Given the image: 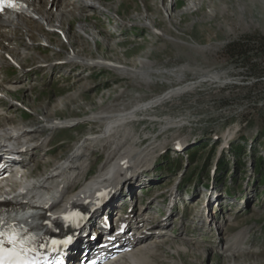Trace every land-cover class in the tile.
I'll list each match as a JSON object with an SVG mask.
<instances>
[{
	"label": "rangeland",
	"instance_id": "374dc122",
	"mask_svg": "<svg viewBox=\"0 0 264 264\" xmlns=\"http://www.w3.org/2000/svg\"><path fill=\"white\" fill-rule=\"evenodd\" d=\"M98 2L97 9L68 5L66 21L53 19L50 25L65 35L43 27L32 38L22 30L12 33L14 47L26 53L18 61L24 69L5 68L3 78L23 77L11 96H17L22 110L5 113V108L2 114L26 126L36 123L35 128L45 116L59 123L30 134L32 143L49 136L52 153L42 159L36 155L25 172L44 160L39 171L74 167L78 161L85 164L88 180L99 167L132 154L119 171L127 174L133 192L122 182H92L95 196L108 194L107 203L115 201L102 206L105 215L122 210L121 205L146 214L149 226L141 238L161 245L141 264H264V0ZM49 4V9L44 3L38 8L57 10L55 1ZM43 33L48 43L39 37ZM71 50L108 64H68ZM142 60L150 66L139 65ZM140 70H148L146 83L137 75ZM204 75L219 80L201 81ZM188 84L189 90L138 113L111 136L101 135L104 121L90 119L128 111ZM9 101L16 104L2 98L5 105ZM117 144L126 154L115 153ZM91 184L85 187L89 191ZM166 191L175 192L167 201L161 194ZM236 235L243 237V252L233 259L224 255L222 243ZM176 246L185 250L176 254Z\"/></svg>",
	"mask_w": 264,
	"mask_h": 264
},
{
	"label": "bare ground",
	"instance_id": "6f19581e",
	"mask_svg": "<svg viewBox=\"0 0 264 264\" xmlns=\"http://www.w3.org/2000/svg\"><path fill=\"white\" fill-rule=\"evenodd\" d=\"M18 1L24 6H26L27 11H25V13L8 12L7 14L6 13L2 14L0 17V73H1L0 74V153H1L0 165L2 163L3 164L7 163V165L12 164V165H16L17 167L18 166L23 167L24 169L21 172L18 170H14L12 168L10 169L8 168L6 169L3 167L0 168V209L6 207L11 208L20 205L21 203L23 204L41 203L40 210H43V203L45 206L47 205V209L44 210V215L41 216V226L44 227L45 231L41 235H35L36 242L33 245V247H40V245L43 244L45 241L54 237L55 233L57 232L61 233L63 231L65 234H67V231L65 230L66 226L63 225L64 223H66L64 217L69 216L70 218H73L76 212L78 211L82 212L86 219L85 224L79 229H76L73 225L69 226V224H67L68 226L67 230H70L72 232L75 231L76 238L74 240L73 245H71L69 248L64 250L65 255L62 258H58V259L65 261V264H83V262L87 258H90L96 255L97 253H99V251L95 249L98 245L101 246V244H97V243L102 242L103 240L102 233L108 231L106 222L101 221V223H97L99 224V226H96L97 224H94V222H92L91 219V215L92 217H94L93 215H95L97 209L101 208V211L98 212L99 214L104 212L103 211L104 208H102V206L100 208L96 207L97 202H101V204L103 202L101 201L102 198H99V195L95 196L94 193H96L98 189L95 188L96 185L92 182V180H94L95 178H97L100 181L107 179L106 181L114 186L116 185L114 184L115 182L117 183L122 182V185L125 184V186H127L128 191L133 192L135 190V187L131 186L130 182L126 183L125 177L127 176V174L124 171L123 172L119 171L120 165H122L126 159L132 156V154H126V151H124V149L117 150L118 148V144H117L115 148V153L116 152L119 153L123 151V154L126 155L118 156L117 159L114 160V162L110 166L108 164L106 166L99 167L95 175L91 176L88 180L86 179L84 180L83 178L84 176L83 170L86 167L85 164L81 165V163H78V161L74 164V167H71L70 165H66L63 167H58L56 170L53 171L50 170H47L45 172L43 170L39 171L40 168L43 169V167L45 166L46 160H44L38 162L36 168L32 169L30 173H29L30 170H27L25 172V170L28 169L27 166H31L32 163L33 166L35 165L36 162L34 161L38 158L36 155L40 154L39 157L42 159L48 153L49 150L52 153V150L50 148L48 150L47 148L49 145L47 140L51 139L49 136L47 137V139L46 137L45 138L42 137L45 140H42L37 143H32L30 139L33 136H30V134L37 133V131L40 130L42 131V128L44 127L54 128L55 126H58L59 123H56L57 121L48 119L49 118L48 116L47 117L43 116L44 120L40 121L39 122L40 125L37 126V128H35L34 125L36 123H34L32 126H26L23 125L22 122L15 123V120H13V118L11 117L4 116L2 112L5 111V108H6L5 113L14 112V110L15 109L17 110L18 107H19L18 110L20 111L22 110V107L18 102L17 96H15V98H11V96H14L13 95L14 93L12 92L18 88L23 77H20L16 81H10L9 79L4 81L3 75H7L5 74L4 71L5 68H6L5 70L12 69V66L16 64H17L16 67L18 69L20 70L24 69V65L19 64L18 61L22 59L26 53L25 54L23 53L22 48L19 49V47L18 48L14 47L13 45L14 34H15L14 31L22 30L24 31L25 35H28L30 38H32V33L34 32V30L42 31L41 29L43 27L46 28L48 32L61 33L65 35V33H63V30H61L60 27H54L50 25L53 22V19H57L61 23L66 21L68 15H66L65 9L68 5L71 8L77 10L82 8L97 9L99 8L98 6L99 2L98 0H18ZM44 1H48V2H44ZM49 1L50 3H53L55 1V5L58 7L57 10L56 9L55 10L59 13H55V12L53 13L54 9H52L51 11L49 10L46 11V10H42L41 8H38L40 7L41 3H44V5H46V9L47 7L49 9L50 6H53L49 4ZM62 8L64 9L62 10ZM79 29L81 33L83 34L85 33L89 35V33L86 32V29L84 27L80 26ZM39 37L43 39L45 38L44 42L48 43V39H46V35L44 33L42 35H39ZM45 45L46 44H44V46ZM9 58L13 62L7 61ZM66 62L68 64L80 63L90 66H95L97 64L99 66L102 64L103 65L108 64L107 62L83 59L82 57L76 55V53H74L72 50L67 52ZM139 65H141L142 67H147L150 66V63H148L145 60H142L140 61ZM115 66H121V65L115 64ZM179 71L180 72L176 75L177 78L180 77L181 75V70ZM147 72L148 70H140L138 71L137 74L139 78L142 79V81L145 83L147 81V79L145 78ZM171 74H173V71ZM218 80L219 78L215 75H204V77L201 78V81H218ZM191 87L192 85L188 84L185 85L184 87L182 86L179 88L168 89L161 95L155 96L154 98H151L147 101L136 104L128 111L122 110V112H116L112 114L97 113L91 115L90 119L104 121L105 128L101 133V135L104 137L111 136L114 132H116L115 131L116 129L122 126L126 121L135 118L138 113L145 112L157 105H160L162 102L179 94L183 90H189ZM5 91H8V93L6 94ZM3 97H5V99H10L12 101L14 100V102L17 105L10 101L7 105L3 104L2 103ZM35 114L38 115L37 113ZM71 122L72 121H70L69 123ZM169 124L170 123L166 121V125ZM63 126L64 125L59 127H63ZM35 138L41 139V137L38 136H35ZM67 156H65L64 158H67ZM61 165H64V163ZM106 181H103V183ZM90 183H92L91 184L92 190L89 191L85 187L88 186ZM106 188H108L107 191L109 190L110 194L114 193V189H111L112 188L111 186H108ZM43 192H45L46 195L43 196L42 195ZM162 193H165L167 195V197L165 198V201H167L169 200V196H171L175 192L166 191V192H161V194ZM114 203L115 201L107 203L106 206L110 207ZM123 206L124 205H121L120 207ZM144 216L141 222L138 221L135 228L131 230L132 233L133 232L136 233L134 235L129 234V237H126V239L122 238L123 241L122 246L119 249H116L115 251L111 250L110 252H104L98 255V258L101 259L99 260L100 263L141 264L142 262H144L143 260L146 258L147 255L152 256L153 248H155L156 246L160 247L161 243L150 244V242L146 243L147 241L146 236L141 238L144 235L143 234L144 230L146 229V227L149 226L145 223V221H147L148 218L147 217L144 218ZM95 217L97 216L95 215ZM46 221L52 225L51 228L47 226V224L45 223ZM70 224H74V223H70ZM125 224L130 225L127 222H125ZM220 226L221 225H215V227L221 228ZM226 230L229 231L228 228H226L225 231ZM29 233L30 231L27 230L25 234L22 235L26 237V235H29ZM240 240H243V237L239 238L237 237V235L234 237H226V238L224 237L222 243V252H224V255L232 256V258L234 259L237 256V254L243 252V250L239 246V244L242 243V242L239 243ZM176 247L174 248L176 254L180 255L182 253V249L185 250L184 247L182 248L179 246H178L179 248ZM156 248L158 249V247ZM100 250H103V248H101ZM152 258L154 257L152 256ZM61 264H63V262Z\"/></svg>",
	"mask_w": 264,
	"mask_h": 264
},
{
	"label": "snow or ice",
	"instance_id": "6c2138e0",
	"mask_svg": "<svg viewBox=\"0 0 264 264\" xmlns=\"http://www.w3.org/2000/svg\"><path fill=\"white\" fill-rule=\"evenodd\" d=\"M4 7L14 8L15 5L11 3V0H0V9ZM64 220L78 223L77 218L69 216H65ZM45 223L49 228L52 227L47 221ZM35 242V237H25L15 226L0 218V264H48V261L44 260L33 247ZM52 244L55 245L56 241ZM40 247L43 248L44 245L41 244Z\"/></svg>",
	"mask_w": 264,
	"mask_h": 264
},
{
	"label": "trees",
	"instance_id": "16d2710c",
	"mask_svg": "<svg viewBox=\"0 0 264 264\" xmlns=\"http://www.w3.org/2000/svg\"><path fill=\"white\" fill-rule=\"evenodd\" d=\"M238 55H242V53H240V54L238 53Z\"/></svg>",
	"mask_w": 264,
	"mask_h": 264
}]
</instances>
